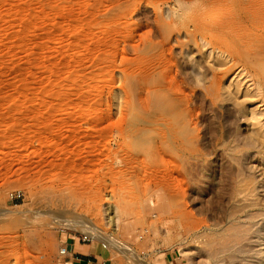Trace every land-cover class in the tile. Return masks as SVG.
<instances>
[{
    "label": "rangeland",
    "instance_id": "rangeland-1",
    "mask_svg": "<svg viewBox=\"0 0 264 264\" xmlns=\"http://www.w3.org/2000/svg\"><path fill=\"white\" fill-rule=\"evenodd\" d=\"M242 2L0 0V264H68L93 229L105 264H264V210L234 193L264 202L261 108L213 28Z\"/></svg>",
    "mask_w": 264,
    "mask_h": 264
},
{
    "label": "bare ground",
    "instance_id": "bare-ground-1",
    "mask_svg": "<svg viewBox=\"0 0 264 264\" xmlns=\"http://www.w3.org/2000/svg\"><path fill=\"white\" fill-rule=\"evenodd\" d=\"M239 10L240 13H243V16L242 17L240 16L235 21L232 20L233 22L230 23V28H227L229 30L225 28L226 22L224 21L222 22V20L221 23L213 25L214 26L213 28L215 29L214 33L219 34V35L217 34L216 38L222 35V38H220L223 39L222 44L229 48L227 49L230 50L232 57L242 62V64H244L247 68L248 71L247 75L249 77L250 88H251L250 90L251 94H247V96L249 95L248 96L249 98H247L249 99V106L252 107L258 104V106H260L261 108V109L258 108L259 110L256 108L257 106L251 108L248 111L249 117H247L246 119H248L247 121L248 124L247 128L249 134L248 136L251 139V146L253 149V153L254 156L259 158V165H260L259 167H261V171L264 175V121H262L261 119V117L264 119V0H245V2H242L241 4L235 6L233 5L231 8L227 9L228 12L234 14L239 12ZM192 25L194 30H196V32L198 31L200 33H203L202 28H204L205 23L203 25L201 20H194ZM237 31H241V33L239 34ZM219 32L222 34L220 35ZM217 43L218 42H216L215 45H217ZM155 104L156 107L157 105L158 107H161L164 104V102L163 100L160 99V97H157L155 99ZM257 115L260 116L259 118L261 120L260 119L258 120ZM248 179L249 178H247V180L245 179L239 184H236L237 186L235 187V191H234L235 196H241L247 199V201L249 202V207H255L256 209L258 208L261 209L262 211L264 210V202L263 200H261V198H259L258 194L256 193V189L254 187L252 180L251 179L248 180ZM262 188L264 189V187ZM242 206L244 205H241L239 209H243ZM256 209H252V210H256ZM235 211L231 212L232 215L230 214L231 216H229V218L230 217L231 219L236 218L237 215L236 213H238L239 211L237 210ZM111 219L112 218L110 216H107L108 222H110ZM262 222H264V220ZM262 225L264 224L262 223ZM93 230L89 231L88 236L91 235L92 238L96 239L95 234L97 231L95 232V230L94 231ZM98 236H100V234ZM101 238L106 239L103 236Z\"/></svg>",
    "mask_w": 264,
    "mask_h": 264
},
{
    "label": "crops",
    "instance_id": "crops-1",
    "mask_svg": "<svg viewBox=\"0 0 264 264\" xmlns=\"http://www.w3.org/2000/svg\"><path fill=\"white\" fill-rule=\"evenodd\" d=\"M90 242H81L76 237L74 239L66 238L64 246L67 248L68 264H105L108 255L103 251L104 247L101 242L100 245ZM172 262L171 260L168 263L172 264Z\"/></svg>",
    "mask_w": 264,
    "mask_h": 264
},
{
    "label": "built area",
    "instance_id": "built-area-1",
    "mask_svg": "<svg viewBox=\"0 0 264 264\" xmlns=\"http://www.w3.org/2000/svg\"><path fill=\"white\" fill-rule=\"evenodd\" d=\"M18 198H20V195H19V194H17V195H12V194H10V199H11V200H17ZM79 240H80L81 242H90V241H91V237L88 236L87 234H82V235H80ZM101 245H102V247H104V248L106 247V244H105L104 242H101ZM59 253L62 254V255H66V253H67V248H66L65 246L61 247V248L59 249Z\"/></svg>",
    "mask_w": 264,
    "mask_h": 264
}]
</instances>
